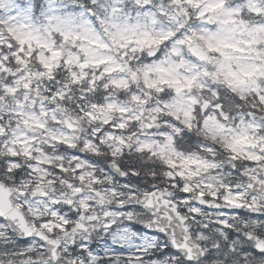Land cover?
I'll return each mask as SVG.
<instances>
[{
    "label": "snow or ice",
    "instance_id": "snow-or-ice-1",
    "mask_svg": "<svg viewBox=\"0 0 264 264\" xmlns=\"http://www.w3.org/2000/svg\"><path fill=\"white\" fill-rule=\"evenodd\" d=\"M0 264H264V0H0Z\"/></svg>",
    "mask_w": 264,
    "mask_h": 264
}]
</instances>
